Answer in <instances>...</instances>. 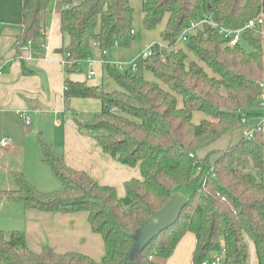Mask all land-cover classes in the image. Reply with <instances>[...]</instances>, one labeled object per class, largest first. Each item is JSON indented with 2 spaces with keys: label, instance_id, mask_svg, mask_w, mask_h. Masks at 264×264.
I'll return each mask as SVG.
<instances>
[{
  "label": "trees",
  "instance_id": "1",
  "mask_svg": "<svg viewBox=\"0 0 264 264\" xmlns=\"http://www.w3.org/2000/svg\"><path fill=\"white\" fill-rule=\"evenodd\" d=\"M139 1L146 30L166 20L161 37L169 51L163 58V48L155 44L152 56L143 60L156 82L107 68L123 90L105 92L73 82L70 75L83 73L82 63L92 56L94 45L109 52L131 47L130 0H23L18 57L30 40L33 57L45 56L46 31L58 2L65 43L57 53L66 61L65 102L68 106L73 98H96L102 103L101 112L88 120L76 118L75 112L71 116L80 130L93 133L104 152L123 165L139 166L141 178L126 182V196L120 198L115 188L68 167L51 144L39 139L42 161L61 188L42 191L23 172H14L17 188L0 191V199L26 210L87 212L92 230L103 238L105 253L97 261L49 246L35 252L24 232L7 237L0 231V264H164L187 233L197 239L194 264L222 247L224 264H247L251 243L258 264H264V124L252 127V139L243 136L212 161L220 151L213 150L215 144L232 135L236 125L251 129L242 118L256 115L264 96V0ZM67 5L70 8L63 9ZM205 15L231 30L261 18L263 24L245 30L237 46L204 25L189 36L187 50H175L182 34ZM198 114L202 118L196 123ZM190 188L177 222L132 255L146 222Z\"/></svg>",
  "mask_w": 264,
  "mask_h": 264
},
{
  "label": "crops",
  "instance_id": "2",
  "mask_svg": "<svg viewBox=\"0 0 264 264\" xmlns=\"http://www.w3.org/2000/svg\"><path fill=\"white\" fill-rule=\"evenodd\" d=\"M22 13L23 0H0V115L20 116V113L25 111L29 116L35 114L43 118L47 114L51 115L56 127L62 128L61 152H56L64 157L66 165L76 171L85 172L102 186L115 188L118 196L124 198L126 182L141 178L139 166L132 168L123 165L104 152L93 133L80 130L71 116L72 112L99 114L102 110L101 101L96 98H73L68 106L65 102V65L62 55L57 53L65 43L61 34V13L58 2L54 4V12L46 31V53L41 58H34L30 53L24 54L22 58L18 57L15 44L21 34ZM97 68L104 69L96 64V75ZM70 80L102 89L98 80L92 79L89 82L88 76L83 73L71 74ZM60 116L65 118L62 125ZM201 118L202 116L198 114L194 121L198 123ZM10 150L12 151L13 148ZM26 177L35 185L27 174ZM35 186L41 190L39 185ZM9 187L10 189L5 191H13L12 185ZM13 203L22 209L21 213L27 223L24 233L27 244L33 251L40 252L44 246H49L58 253L76 252L94 260H101L99 258L104 255L102 250V246L105 248L104 241L101 235L92 230L87 212L63 214L26 210L22 204ZM32 228L40 234L39 238H43L41 241H37L39 238H31ZM196 244V236L187 233L177 244L173 254L163 263L194 264ZM247 264H258L256 249L252 243L249 244Z\"/></svg>",
  "mask_w": 264,
  "mask_h": 264
},
{
  "label": "rangeland",
  "instance_id": "3",
  "mask_svg": "<svg viewBox=\"0 0 264 264\" xmlns=\"http://www.w3.org/2000/svg\"><path fill=\"white\" fill-rule=\"evenodd\" d=\"M131 6L134 9L133 13V29L134 40L129 49L121 50L115 48L111 51L110 57L113 62H119L123 64L135 62L138 69L134 74L143 77L145 80L154 81L156 79L152 73H149L143 67L144 53L153 45L159 44L163 48V58H165L169 49L162 41L161 33L166 26V20L161 22L154 30H146L143 23V13L141 10V3L139 0H130ZM182 48L187 50V41L181 40L178 42L176 49ZM92 53V59L98 60L101 52L98 49H94ZM191 59L193 57H190ZM83 74L88 76L89 67L86 62L82 63ZM98 74L92 79L98 80L100 86L105 92L121 91L123 88L120 84L109 75L107 67L103 70H98ZM88 78V81L90 80ZM256 115L247 119L246 127L252 128L263 122L262 108L260 105L256 106ZM96 113H84L76 112V118L84 120L94 116ZM35 114H30L33 125L27 127L24 124L23 119L19 115L7 114L0 115V191L10 189L9 185H12V189H16V181L14 178V172H24L35 185H39L42 191L54 192L61 188V183L54 176L51 168L42 161V150L39 145V139H43L45 142L52 144L55 151L61 152V145L63 142L62 128H57L55 121L51 115L47 114L43 118ZM90 116V117H89ZM61 125L65 118L60 116ZM197 118V117H196ZM39 126V128H38ZM240 124L236 125L232 135H228L219 140L213 148L217 149L218 154L213 155L212 161L218 158V156L231 147L237 146L243 140L244 130ZM6 136L10 145L3 149L1 147V140ZM40 137V138H39ZM56 141V144H55ZM13 148L11 151L10 149ZM10 150V151H8ZM211 161V162H212ZM25 174V175H26ZM198 174V170L196 171ZM192 189L181 190L178 195L182 200H186ZM21 207L9 200L0 199V231L9 237L15 231L24 232L27 229L26 219L23 213H21ZM32 239L39 238L40 234L36 229L32 228L30 233ZM43 238L37 239L41 241ZM140 242L137 241L136 248H138ZM103 253L105 248L102 246ZM96 256V255H95ZM104 256V255H103ZM103 256H100L101 259ZM99 261V260H97Z\"/></svg>",
  "mask_w": 264,
  "mask_h": 264
},
{
  "label": "built area",
  "instance_id": "4",
  "mask_svg": "<svg viewBox=\"0 0 264 264\" xmlns=\"http://www.w3.org/2000/svg\"><path fill=\"white\" fill-rule=\"evenodd\" d=\"M75 5L76 4H73V6H75ZM69 8H70V6H68V5L63 7V9H69ZM262 24H263V19L261 18V19H258L257 21L253 20V21L248 22L245 25V27L242 29L231 30V29H228L227 27H225L223 24L216 23L212 19L211 16L205 15L202 18H200L199 20H197L196 22H193L191 24V26L182 34L179 41H181V40L187 41L189 36L198 32L199 28H202L204 25H209V26L215 28L220 35H222L226 39H228L231 46H237L241 43L242 34L245 30L259 28ZM94 49L99 50L98 45H94L93 50ZM21 51H22V56L26 53L32 54L33 40L28 41V43L22 47ZM100 52H101V55H100V58L98 60H93L92 57H89L86 60V63L89 67V73H88L89 79L96 76V70H95L96 64L101 65L103 68H105V67L115 68L122 73L127 72V71L134 73L138 69V66L135 62H131V63H127V64H123V63H119V62H113L111 57H110V52L108 50H103ZM22 56H21V58H22ZM150 56H152L151 47L144 53L145 58L150 57ZM63 63H64V65L66 63V61L64 59H63ZM260 106L262 108V114H263V122L261 124H264V96L262 97ZM20 117L23 119L24 124L27 127L31 126L32 120H31L30 116L28 115V112H26V111L21 112ZM241 122L243 124H247V119L242 118ZM254 133H255L254 128L247 129L244 131L243 136L246 139H252L254 137ZM9 145H10V142L8 141V139L3 138L1 140L2 148H7ZM224 254H225V250H224V247H222L219 252L213 254L212 256H210L209 258L204 260L201 264H224Z\"/></svg>",
  "mask_w": 264,
  "mask_h": 264
},
{
  "label": "water",
  "instance_id": "5",
  "mask_svg": "<svg viewBox=\"0 0 264 264\" xmlns=\"http://www.w3.org/2000/svg\"><path fill=\"white\" fill-rule=\"evenodd\" d=\"M184 205V200L178 196H173L163 209L154 214L137 234L136 244L138 241L140 245L136 248L135 244L132 255H137L150 239L173 226L179 219Z\"/></svg>",
  "mask_w": 264,
  "mask_h": 264
}]
</instances>
